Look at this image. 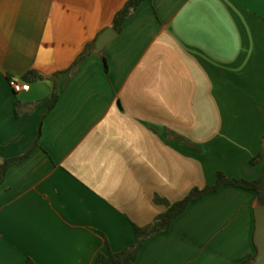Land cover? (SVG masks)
<instances>
[{"label": "crops", "instance_id": "obj_1", "mask_svg": "<svg viewBox=\"0 0 264 264\" xmlns=\"http://www.w3.org/2000/svg\"><path fill=\"white\" fill-rule=\"evenodd\" d=\"M125 2L0 0V161L40 129L0 183V264H93L166 210L157 199L262 171L250 159L264 138V0H143L93 53ZM28 71L43 79L15 93L8 79ZM256 205L255 192L223 186L133 264L251 259Z\"/></svg>", "mask_w": 264, "mask_h": 264}, {"label": "trees", "instance_id": "obj_2", "mask_svg": "<svg viewBox=\"0 0 264 264\" xmlns=\"http://www.w3.org/2000/svg\"><path fill=\"white\" fill-rule=\"evenodd\" d=\"M143 0H126L122 9H120L113 18L112 28L118 33L121 30L122 23L129 18L136 7ZM93 46V43L88 45L86 49L80 54V56L76 59V61L72 64V67L69 69L73 70L82 60L83 58L90 53V47ZM104 68L107 70L106 60L103 58ZM43 77L36 73L35 71H28L21 77V80L24 82H33L37 80H42ZM58 98L57 86L54 83L52 86V92L50 94V107L52 108L56 103ZM40 136V129H38L36 133V138L32 146L22 155L6 158L0 161V183L3 181L4 176L8 168L14 164L20 163L24 161L32 152L33 148L37 144V139ZM264 161V138L262 139V145L258 153L254 155L250 159V163L258 164ZM231 185L235 187H239L245 190H251L255 192L257 205L264 206V165L261 173L256 179L247 180V179H236L229 178L223 172H218L216 181L213 184L206 185L202 188L194 187L192 188L188 194L173 203H167L164 200L157 199L158 202H164L166 204V210L160 214H158L150 223L145 226H133L134 231V242L131 245L123 248L118 252H108L99 253L93 264H133L142 249L144 243L151 238L152 236L167 232L172 224V222L187 208V206L205 195L215 192L223 186ZM254 229H255V217H254ZM255 247V254L251 259L246 261L234 263V264H250V262L255 258L257 254V248ZM26 264H36L30 258L26 259Z\"/></svg>", "mask_w": 264, "mask_h": 264}, {"label": "water", "instance_id": "obj_3", "mask_svg": "<svg viewBox=\"0 0 264 264\" xmlns=\"http://www.w3.org/2000/svg\"><path fill=\"white\" fill-rule=\"evenodd\" d=\"M116 31L107 27L95 39L93 53L101 52L104 47L116 37ZM255 229L253 241L257 248V254L250 264H264V206L254 208Z\"/></svg>", "mask_w": 264, "mask_h": 264}, {"label": "built area", "instance_id": "obj_4", "mask_svg": "<svg viewBox=\"0 0 264 264\" xmlns=\"http://www.w3.org/2000/svg\"><path fill=\"white\" fill-rule=\"evenodd\" d=\"M8 83L15 93L28 91V89H29V84L27 82L22 81V80L10 78V79H8Z\"/></svg>", "mask_w": 264, "mask_h": 264}]
</instances>
